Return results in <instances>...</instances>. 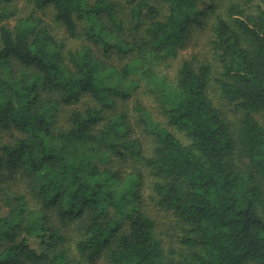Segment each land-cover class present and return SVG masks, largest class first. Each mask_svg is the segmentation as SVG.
<instances>
[{"label":"trees","instance_id":"16d2710c","mask_svg":"<svg viewBox=\"0 0 264 264\" xmlns=\"http://www.w3.org/2000/svg\"><path fill=\"white\" fill-rule=\"evenodd\" d=\"M9 2L0 20L15 15ZM161 2L32 0L30 14L0 25V131L14 133L0 144V193L10 174L26 179L3 195L0 264H264V0L232 1L223 14L215 0ZM47 9L79 46L40 25L33 12ZM208 25L211 60H182L173 81L160 73L193 26ZM140 88L160 117L134 108L148 151L116 110ZM124 161L137 168L126 177L115 168ZM145 174L182 251L166 250L144 209Z\"/></svg>","mask_w":264,"mask_h":264},{"label":"rangeland","instance_id":"374dc122","mask_svg":"<svg viewBox=\"0 0 264 264\" xmlns=\"http://www.w3.org/2000/svg\"><path fill=\"white\" fill-rule=\"evenodd\" d=\"M119 3L125 4L128 0H116ZM162 0H150V2L154 3L160 9L163 6ZM206 1V0H202ZM218 4L217 13H224V7L232 2V1H240L244 2L245 0H215ZM5 5L10 7V9L15 12L14 16L9 18H5L0 20V25H14L17 17H25L32 11V0H10L9 3H5ZM36 18L41 19L40 25L46 26L52 34L56 37L63 39L66 43V48L75 49L76 46L80 45L81 39H70L66 36L64 28L55 23L53 21L52 10L47 9L45 11H37L33 12ZM209 25L204 29H200L197 26H193L188 34V39L185 44V47L179 52L176 58L168 61L165 64H162L159 67V71L162 74H165L169 80L173 81L176 75V71L184 59L194 58L196 62L198 61H208L211 60L210 46L208 42V38L210 36L208 32ZM16 71H20L22 69L19 66L14 67ZM209 97L213 101V103L222 111V113L229 117L230 119H234L237 116V112L235 108L231 105L226 104L219 92L214 88L210 87L209 89ZM90 99H85L82 103H90ZM92 103V101H91ZM93 104V103H92ZM140 104L143 106L146 111H148L151 116L160 120L158 115V111L156 108V103L153 95L149 94L145 91V89L140 88L136 91L132 97L127 100H119L116 106L117 111H125L128 114L129 120L131 121L133 127V133L142 145L144 150L148 151L151 148V140L150 138L143 132V127L141 123L138 122L137 112L135 111V106ZM82 104H78V107H81ZM184 143H187L186 139L175 133ZM14 133L12 132H4L0 131V144L11 141ZM115 168L121 171V175L126 177L127 174L133 172L136 168L135 165L131 163V161H124L115 163ZM137 169V168H136ZM26 179L24 175L20 171H16L9 176H7V182L4 184V189L2 193H0V217L6 214L7 208L3 204V195L5 193L15 194L17 191H23L25 187ZM151 179L148 175L145 174L143 180H141L138 184V190L141 195V199L143 201V206L146 213L150 214L156 221L157 228L156 232L159 237L163 240L164 246L167 251L173 250V253L176 251H182L180 245L177 243V235L180 234L179 230L176 229L175 221L173 217L167 212L159 207L155 206L154 203L150 200V193L152 192L150 186ZM261 216L264 220V212L261 211ZM62 233H64L66 240L65 244H68L71 247V250H74V239L78 235V228L75 225H70L62 228ZM30 245L36 249L39 248V242L35 239L30 241ZM88 264H105L103 260L100 258L95 259L94 261H90Z\"/></svg>","mask_w":264,"mask_h":264}]
</instances>
